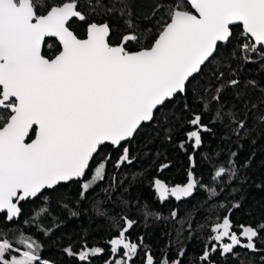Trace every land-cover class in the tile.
Wrapping results in <instances>:
<instances>
[{
    "label": "snow or ice",
    "instance_id": "1",
    "mask_svg": "<svg viewBox=\"0 0 264 264\" xmlns=\"http://www.w3.org/2000/svg\"><path fill=\"white\" fill-rule=\"evenodd\" d=\"M188 4L193 11L186 9ZM101 0H0V213L5 221L11 222L22 215V201L36 199V216L43 219L52 214L51 201L61 184L81 181L79 198L104 179L106 163L110 153L103 154L106 146L114 150L122 143L127 144L142 126L156 119V113L166 103L188 91L198 93L200 86L193 84L196 76L211 66L209 80L215 79L218 86L211 102H204L202 113H193L188 121L194 130L187 132V140L193 148L202 145V132L213 129L203 123V114L211 111L210 103L219 107L211 119H228L235 123L239 132L246 129L245 119H239L234 110L222 112L220 97L227 88H232L236 99L243 98L237 91L239 79L224 80V68L229 75L237 71L218 58L222 49L234 44L230 59L244 63L255 62L253 56L264 59V0H174L171 4L157 3L153 15L163 10L158 21V30L140 31L131 22V31L122 34L118 44L110 43L109 23H88L90 15H100ZM113 10L107 9L108 13ZM76 18L85 22L86 38H79L71 29ZM233 26H240L237 35ZM46 38H56L61 45L53 58L42 55ZM242 38V39H241ZM135 49V50H133ZM239 52V56H237ZM264 68V64H261ZM258 88V82L248 80L244 87ZM264 92V89H260ZM212 91L211 85L203 88ZM247 108V102L244 105ZM258 104L253 103L252 109ZM184 108L188 109L187 103ZM264 123V114L256 117ZM34 132L35 138L26 142ZM181 148L184 147L182 143ZM220 155V153H217ZM100 156L103 162L92 168L91 162ZM231 152L227 160L212 167L208 183L194 178L188 172L185 185L169 188L159 179L154 181L161 202L169 197L177 201L190 197L194 190H203L208 200L218 198L224 187H231L240 177V168L250 166V161L240 165ZM129 148L123 147L116 168L131 164ZM191 159V157H190ZM211 161V157H205ZM163 167H167L164 165ZM91 172L90 178L85 176ZM215 185V186H214ZM260 185H258L259 187ZM219 189V190H218ZM235 190V189H233ZM48 193V194H46ZM62 211L77 216L63 197L57 201ZM223 207V205H221ZM239 207V204L233 205ZM94 210L105 215L99 207ZM144 215L156 216L149 204L143 208ZM177 215L175 210L171 216ZM127 227L122 228L115 238L108 241L110 252L120 254L111 264H129L137 256L138 243L131 242L128 230L135 221L123 218ZM31 219L25 223H33ZM239 227L241 231H230ZM50 232L51 228L45 230ZM204 251L197 257L204 264H216L211 257L219 252L221 257L238 256L234 249L239 246L253 253L264 251L257 244H264V222L256 227L234 226L228 216L222 223L211 228ZM246 238L243 242L241 238ZM227 238L228 242H225ZM255 238V240H254ZM142 244V238H141ZM23 245V249L19 246ZM40 245L23 235L5 234L0 230V264H49L39 254ZM75 255L71 247L65 249ZM95 247L79 252V260L88 262L90 257L103 252ZM185 255L181 248L178 258H167L156 264H182ZM146 264H154L148 254ZM264 261V256L260 257Z\"/></svg>",
    "mask_w": 264,
    "mask_h": 264
},
{
    "label": "trees",
    "instance_id": "2",
    "mask_svg": "<svg viewBox=\"0 0 264 264\" xmlns=\"http://www.w3.org/2000/svg\"><path fill=\"white\" fill-rule=\"evenodd\" d=\"M52 2L55 3L56 0ZM157 3L171 4L174 0H101V14L90 15L87 22L109 23L110 43L117 44L123 33L131 31L127 27L129 22L142 32L158 30L157 22L165 14L160 10L153 15ZM185 7L190 10L188 4ZM108 8L113 11L108 13ZM70 23L76 35L83 37L86 23L76 18ZM233 30L237 35L241 31L240 26H233ZM238 42L229 44L217 55L222 63L237 69L231 75L227 68L222 70L225 72V81L233 78L241 81L237 91L243 92V98L236 99L233 89L229 87L221 95L220 101L224 105L222 112L234 110L239 119H245L247 114V133L245 129L236 132L238 125L230 123L228 119L222 122L211 119L219 107L212 102L211 111L203 114V123L213 131L202 132V145L198 149H194L193 142L187 140V132L194 130L188 123L192 114L202 113L203 103L211 102L214 89L218 86L215 79L209 80L213 69L211 66L206 67L193 80V84L200 86L198 95L203 100L198 99L197 93L191 90L186 95L177 96L156 113V119L145 123L127 144L122 143L115 150L111 146L104 148V155L111 154L106 163L105 177L87 192L86 198H79L81 181L61 184L56 193L51 194L53 199L50 216L43 219L36 216L38 208L35 211L33 209L41 204L39 200L22 201L19 205L22 215L13 221L6 222L4 213H0V230L8 234V238L15 233L17 239L21 235L34 239L40 245L42 260L49 261V264H111L115 259L121 258L122 252L112 254L108 241L127 227L123 220L127 217L135 221L127 236L131 242L139 245V254L129 264H146L145 257L148 254L153 256L154 264L165 258L171 262L178 258L181 248L185 249V255L180 257L182 264H204L197 257L202 254L208 237L212 235L211 228L220 223L224 216H228L234 226L256 227L264 222V123L256 120L258 115L264 114V92L260 90L264 89V68L261 67L264 59L254 55L255 62L241 61L243 66L238 67L237 60L229 58L234 44ZM57 50L56 41L46 38L42 45V55L49 58ZM248 80L257 81L259 87L245 88L244 82ZM209 84L212 91L204 92L203 88ZM246 102L247 108L244 107ZM185 103L188 109L184 108ZM253 103L259 107L252 109ZM182 143L183 148L180 147ZM125 146L134 159L130 165L124 163L116 168L117 159ZM231 152L237 153L232 159L240 165L250 161L249 167L239 170V176H246L247 181L234 179L230 182L231 187H224L218 198L208 200L203 190H194L192 196L178 202L170 197L161 202L154 195L152 184L156 179L163 180L168 185L181 184L185 181L187 170L193 172L194 178H202L207 184L212 167L227 160ZM205 157H211V161ZM100 162H103L101 157L95 156L91 162L92 168ZM164 165L167 167H163ZM91 175L89 172L84 179L87 180ZM61 197L64 203H68L78 213L77 216H70L67 211L61 210L57 203ZM146 203L153 212L158 213L159 218L144 215ZM235 204H239V207H233ZM95 207L103 210L105 215H98ZM173 210L177 212L174 218L171 216ZM29 219L38 223H25ZM48 228H51L50 232L45 231ZM239 230V227L231 229L236 232ZM259 235L264 237V232ZM19 246L22 249L24 247ZM69 247L75 255L65 251ZM95 247L104 251L90 257L88 262L79 260L80 251ZM257 247L264 248V244L258 243ZM234 252L239 255L221 257L216 252L211 259L216 264H264L260 260L264 251L253 253L237 246Z\"/></svg>",
    "mask_w": 264,
    "mask_h": 264
},
{
    "label": "water",
    "instance_id": "3",
    "mask_svg": "<svg viewBox=\"0 0 264 264\" xmlns=\"http://www.w3.org/2000/svg\"><path fill=\"white\" fill-rule=\"evenodd\" d=\"M189 6V8H190V10L189 11H193L194 12V9H192L191 7H190V5H188ZM194 14H195V12H194ZM86 27H87V25H86ZM86 27H85V31H84V36L83 37H81V39H83V38H86ZM240 29H241V27H240ZM53 39H55V41L58 43V45H59V50H60V48H61V45L59 44V42H58V40L56 39V38H53ZM120 42V41H119ZM118 42V43H119ZM117 43V44H118ZM115 45V44H114ZM56 54H58V52L56 53ZM55 54V55H56ZM54 57V56H53ZM53 57H51V58H53ZM35 138V135H34V132H32V137H30V138H26V142H30L31 141V139H34ZM189 172V171H188ZM188 172H187V178H186V180L184 181V183H182V184H179V185H181V186H183V185H185L186 183H187V181H188ZM157 180V179H156ZM160 180V179H159ZM160 181H162V182H164L163 180H160ZM165 183V182H164ZM166 184V183H165ZM176 185H178V184H173V185H167L166 184V186H168L169 188H171V187H174V186H176ZM152 188H153V192H154V195L156 196V198L159 200V195H158V192H157V190H156V188H155V185H154V182H153V184H152ZM171 199H173L174 201H177L174 197H170ZM186 198H188V197H186ZM186 198H181V200H183V199H186ZM4 215H6V212L4 213ZM16 219V218H15Z\"/></svg>",
    "mask_w": 264,
    "mask_h": 264
},
{
    "label": "rangeland",
    "instance_id": "4",
    "mask_svg": "<svg viewBox=\"0 0 264 264\" xmlns=\"http://www.w3.org/2000/svg\"><path fill=\"white\" fill-rule=\"evenodd\" d=\"M220 223H222V220H221ZM230 231H231V230H230ZM240 231H241V229L239 230V232H240ZM239 232H237V234H239ZM212 235H213V233H212ZM241 239H242L243 242H246V238H243V237H242ZM225 242H228V241H227V238H225ZM85 250H90V249H85Z\"/></svg>",
    "mask_w": 264,
    "mask_h": 264
},
{
    "label": "flooded vegetation",
    "instance_id": "5",
    "mask_svg": "<svg viewBox=\"0 0 264 264\" xmlns=\"http://www.w3.org/2000/svg\"><path fill=\"white\" fill-rule=\"evenodd\" d=\"M52 39H53V38H52ZM54 40H55V39H54ZM56 43H57V42H56ZM57 44H58V43H57ZM58 51H59V45H58V50H57V52H58ZM57 52H56V53H57ZM56 53H55V54H56ZM55 54H53V56H54ZM53 56H51V57H53ZM51 57H49V58H51ZM30 137H32V135H31ZM30 137H29V138H30ZM188 171H190V170H187V172H188ZM187 172H186V178H187ZM186 178H185V180H186ZM183 183H184V182H183ZM181 184H182V183H181ZM167 185H168V184H167ZM179 201H180V200H179ZM177 202H178V201H177Z\"/></svg>",
    "mask_w": 264,
    "mask_h": 264
}]
</instances>
